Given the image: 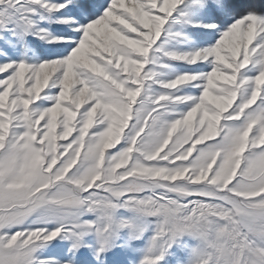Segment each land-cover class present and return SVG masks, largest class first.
I'll list each match as a JSON object with an SVG mask.
<instances>
[{
  "label": "snow or ice",
  "instance_id": "snow-or-ice-1",
  "mask_svg": "<svg viewBox=\"0 0 264 264\" xmlns=\"http://www.w3.org/2000/svg\"><path fill=\"white\" fill-rule=\"evenodd\" d=\"M0 264H264V0H0Z\"/></svg>",
  "mask_w": 264,
  "mask_h": 264
}]
</instances>
